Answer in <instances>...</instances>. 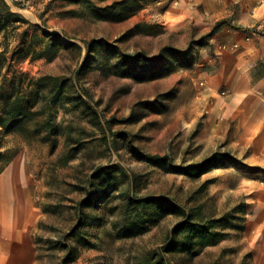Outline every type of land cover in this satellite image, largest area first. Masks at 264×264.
I'll list each match as a JSON object with an SVG mask.
<instances>
[{"label": "rangeland", "instance_id": "rangeland-1", "mask_svg": "<svg viewBox=\"0 0 264 264\" xmlns=\"http://www.w3.org/2000/svg\"><path fill=\"white\" fill-rule=\"evenodd\" d=\"M6 1L42 30L83 47L80 53L60 45L52 50L53 58L38 56L43 39L47 41L40 29L32 37L34 56L14 63L16 70L34 77L71 79L66 95L78 94L85 100L77 108L66 102L65 109H53L58 122L83 129L78 135L74 132L82 141L79 149L73 150L76 144L66 142L65 135L58 137V146L52 151L41 135L27 137L0 130L5 159L13 158L6 169L25 171L42 211L34 234L37 264H58L67 253L66 249L52 248L47 241L63 239L76 221L69 205L82 194L70 183H79L99 167L115 164L139 174L135 191L140 195L166 196L207 216L242 218L233 220L239 225L236 228H220L227 235L214 245L199 248L196 255H170L173 263L264 264V171L240 159L245 153L231 148L229 133H217L215 137L206 133L218 124L207 120L205 72L217 66L208 61V56L218 55L210 39L224 21H206L204 1L199 0ZM34 30L30 27L31 34ZM94 39L149 56L159 54L166 46L179 51L192 47L187 59L166 54L163 62L167 72L141 81L111 72L116 59L113 49L97 46L88 57L86 41ZM89 107L97 112L98 122L114 118L112 130L127 132L128 138L114 141L109 131L91 124ZM139 151L168 155L178 165L199 163L217 152L236 160L220 162L199 177H190L137 160ZM5 159H0V167ZM115 195L100 207L86 209L91 217L104 216L106 223L84 225L87 234L83 237L91 245L71 238L75 258L68 264H136L147 251H160L165 245L168 232L179 218L167 215L140 235L119 238L112 227L116 217L107 207L115 206L128 194L120 188Z\"/></svg>", "mask_w": 264, "mask_h": 264}, {"label": "trees", "instance_id": "trees-1", "mask_svg": "<svg viewBox=\"0 0 264 264\" xmlns=\"http://www.w3.org/2000/svg\"><path fill=\"white\" fill-rule=\"evenodd\" d=\"M105 10L109 11L108 8ZM30 27L35 29V34L30 33ZM40 29L38 25L14 11L6 0H0V130L2 132H20L27 137L41 135L50 143L52 151L58 146V137L65 135L66 142L72 140V143L76 144L72 147L73 150H76L82 143L81 140H78L80 136L77 135L82 133L83 129L72 124L64 125V123L58 122L53 113L56 106L65 109L66 102H71L74 108L85 103L81 95L73 94V96L69 95L70 97L66 95L65 88L72 82L71 79L64 80L59 76L34 77L29 73H22L15 69L14 63L34 56L36 48L32 45V37ZM41 36L47 41L43 39L42 50L38 56H46L51 59L54 56L52 50L60 45H64L66 49L73 47L80 53L83 52L81 45L76 42L64 41L60 34L41 29ZM12 37L15 38L14 42L11 41ZM97 46L114 50L116 59L111 63V72L141 81L160 77L167 72L168 66L166 62H163L166 54H178L187 59L191 54L192 47L189 46L186 50L179 51L166 46L159 54L149 56L143 51L130 53L109 44L104 39H94L86 41L88 57ZM89 109L90 123L99 130L109 131L114 141L119 138H128L127 132L112 130L111 125L114 118L106 120L105 123L98 122L97 112L91 107ZM74 132H78L76 136ZM135 156L137 160L190 177H199L220 162L236 160L233 156L221 152L215 153L202 162L183 165L176 164L168 155L139 151ZM5 157V151L0 148V159H5ZM12 159V157L5 159L0 167V174ZM138 178L139 174L130 173L122 165L115 164L99 167L86 178L80 179L79 183H70L76 191L82 194L79 199H72V204L69 205L76 221L63 236V239L47 241L52 248L58 247L67 250L62 261L58 264H68L74 260L75 254L71 238L77 237L79 241L83 240L87 245L92 244L89 239L83 237L87 234L84 231V225L103 226L106 220H104V216H89L86 209L91 206L100 207V203L113 200L116 197L115 192L120 188H124L128 194L126 199L119 201L115 206L107 207V211L113 212L112 214L116 217L112 222V227L117 237L127 238L140 235L167 215L179 218L168 232L166 243L160 251H147L136 264H175L171 261L170 255H196L199 248L214 245L227 235L220 228H236L239 225L233 220H242L236 215L207 216L196 210L188 209L166 196L140 195L135 191ZM59 208V204H57L56 210Z\"/></svg>", "mask_w": 264, "mask_h": 264}, {"label": "crops", "instance_id": "crops-1", "mask_svg": "<svg viewBox=\"0 0 264 264\" xmlns=\"http://www.w3.org/2000/svg\"><path fill=\"white\" fill-rule=\"evenodd\" d=\"M199 1L206 21H224L210 39L218 55L208 56L217 66L205 72L207 120L218 124L206 133H229L231 148L245 153L240 159L264 171V0ZM41 216L25 171L7 168L0 174V264H37Z\"/></svg>", "mask_w": 264, "mask_h": 264}]
</instances>
